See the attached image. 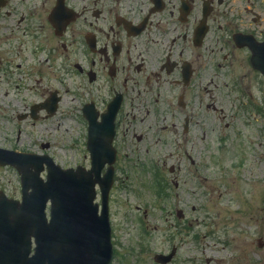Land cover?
Returning <instances> with one entry per match:
<instances>
[{
	"label": "rangeland",
	"instance_id": "1",
	"mask_svg": "<svg viewBox=\"0 0 264 264\" xmlns=\"http://www.w3.org/2000/svg\"><path fill=\"white\" fill-rule=\"evenodd\" d=\"M34 45L24 39L13 44L11 51L0 45L5 74L0 75V147L42 153L40 145L49 143L45 152L57 165L64 169L87 166L79 102L72 96L80 80L73 75L62 83L60 61L45 58L44 49L50 45H42L37 52ZM35 54L42 61H36ZM241 55L216 60L211 68L244 76L243 84L264 112L260 99L264 90L259 92L257 86L264 88V78L255 76L248 52ZM207 88L212 99L204 103L194 139L197 169L183 157L184 166L175 175L177 189L170 181L175 176L167 170L171 164L177 166V158L162 167L161 151L167 146L157 142V135L142 143L134 140L118 154L116 176L125 178L132 189L114 191L110 264H157L154 254H167L172 248L175 255L169 264H264V116L252 110L254 103L245 107L246 99L238 101V92L224 88L222 80ZM51 90L62 97L53 117L39 114L36 121L18 120ZM74 107L75 115L71 114ZM142 147L148 149L146 154ZM155 179L168 186L160 197L152 187ZM0 191L19 198V176L14 170L0 168ZM177 210L184 213L182 219L176 217Z\"/></svg>",
	"mask_w": 264,
	"mask_h": 264
},
{
	"label": "flooded vegetation",
	"instance_id": "2",
	"mask_svg": "<svg viewBox=\"0 0 264 264\" xmlns=\"http://www.w3.org/2000/svg\"><path fill=\"white\" fill-rule=\"evenodd\" d=\"M263 25L264 0H0V45L11 51L13 44L30 40L35 52L50 45L45 58L60 61L62 83L78 76L72 96L79 102L84 152L88 117L102 123L111 103H119L112 138L117 156L134 140L157 135L167 146L162 167L177 158V166L167 169L173 175L184 166L183 157L197 169L194 139L204 103L212 99L209 84L222 80L224 88L238 92V101L254 103L244 76L211 67L245 51L250 56L238 44L244 36L263 40ZM41 57L35 54L36 61ZM0 75H5L1 56ZM49 96H59L58 104L62 99L57 90ZM253 109L261 111L256 103ZM101 130L111 137L108 125Z\"/></svg>",
	"mask_w": 264,
	"mask_h": 264
},
{
	"label": "water",
	"instance_id": "3",
	"mask_svg": "<svg viewBox=\"0 0 264 264\" xmlns=\"http://www.w3.org/2000/svg\"><path fill=\"white\" fill-rule=\"evenodd\" d=\"M245 45L251 51V67L264 76V41ZM106 125L112 129L111 117ZM99 139L100 132L92 129L87 141L90 170H64L48 155L0 149V165L14 166L22 187L20 200L0 194V264H109L107 214L99 216L93 201L96 183L107 196L112 168L102 179L99 173L106 163L114 162L115 155L105 151ZM44 170L45 179L41 177ZM171 257L157 255L155 260L166 263Z\"/></svg>",
	"mask_w": 264,
	"mask_h": 264
}]
</instances>
